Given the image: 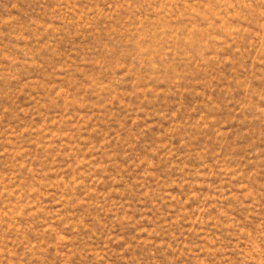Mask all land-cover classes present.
I'll list each match as a JSON object with an SVG mask.
<instances>
[{
  "label": "rangeland",
  "instance_id": "obj_1",
  "mask_svg": "<svg viewBox=\"0 0 264 264\" xmlns=\"http://www.w3.org/2000/svg\"><path fill=\"white\" fill-rule=\"evenodd\" d=\"M0 264H264V0H0Z\"/></svg>",
  "mask_w": 264,
  "mask_h": 264
}]
</instances>
